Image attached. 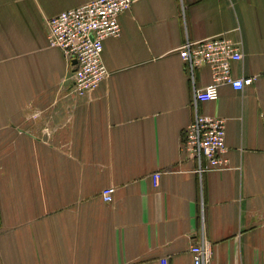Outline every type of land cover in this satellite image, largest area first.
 Returning <instances> with one entry per match:
<instances>
[{"label":"crops","instance_id":"0c3cea01","mask_svg":"<svg viewBox=\"0 0 264 264\" xmlns=\"http://www.w3.org/2000/svg\"><path fill=\"white\" fill-rule=\"evenodd\" d=\"M91 1L0 0V264H193L203 240L206 264H264V0H133L102 43L107 79L76 98L46 21ZM217 37L256 80L199 106L227 148L199 175L179 141L211 73L192 86L178 50Z\"/></svg>","mask_w":264,"mask_h":264},{"label":"built area","instance_id":"2783aa9c","mask_svg":"<svg viewBox=\"0 0 264 264\" xmlns=\"http://www.w3.org/2000/svg\"><path fill=\"white\" fill-rule=\"evenodd\" d=\"M132 3L133 0H93L47 19L49 47L60 50L70 64L76 61L70 76L72 94L76 98L89 96L107 79L109 72L102 60V43L107 38L120 36L118 18L129 11ZM178 53L192 86L197 68L207 66L211 73L210 84L201 89L193 87L191 108L194 117L181 133L180 152L194 160L195 172L199 175L225 170V120L202 115L198 109L201 104L217 100L220 86L228 85L233 91L241 92L256 80V76H232L231 64L241 62L243 55L241 44L228 38L217 37L198 42L186 40ZM160 175V172H156L151 176L155 187L159 184ZM113 193V188H104L100 198L104 203H111ZM190 254L193 264H206L211 258V247L203 240L200 245L190 248ZM159 264L169 262L167 258H162Z\"/></svg>","mask_w":264,"mask_h":264},{"label":"water","instance_id":"95a60500","mask_svg":"<svg viewBox=\"0 0 264 264\" xmlns=\"http://www.w3.org/2000/svg\"><path fill=\"white\" fill-rule=\"evenodd\" d=\"M76 64V61L75 60H73L72 62H71V66H74ZM68 82V81H67Z\"/></svg>","mask_w":264,"mask_h":264}]
</instances>
